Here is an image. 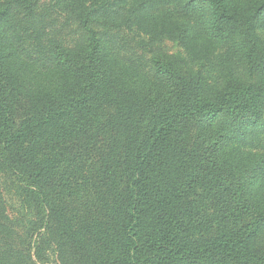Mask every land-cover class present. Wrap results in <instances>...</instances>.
I'll return each mask as SVG.
<instances>
[{"label": "trees", "instance_id": "obj_1", "mask_svg": "<svg viewBox=\"0 0 264 264\" xmlns=\"http://www.w3.org/2000/svg\"><path fill=\"white\" fill-rule=\"evenodd\" d=\"M31 3L0 0V196L34 220L33 249L53 264H264V0H75L86 39L47 49L35 31L29 51L13 13ZM98 11L187 57L153 50L148 76L91 26ZM11 251L0 264L32 262Z\"/></svg>", "mask_w": 264, "mask_h": 264}, {"label": "rangeland", "instance_id": "obj_2", "mask_svg": "<svg viewBox=\"0 0 264 264\" xmlns=\"http://www.w3.org/2000/svg\"><path fill=\"white\" fill-rule=\"evenodd\" d=\"M32 14L23 7L14 10L17 39L25 42L24 48L31 51V36H42L44 46L48 49L52 43H59L67 48H74L79 42L86 39V32L79 20V12L75 8V0H31ZM111 17L98 11V16L92 21L91 26L98 30L108 43L120 56L121 59L136 65L148 76H152L151 52L160 50L172 58H186L184 46L173 39H165L159 43L151 44L149 37L137 30L115 27L111 23ZM31 32L26 35L24 32ZM104 107L99 105L95 111L94 118L103 116ZM102 120V119H101ZM90 122V121H89ZM94 132L98 126L94 125ZM98 142V136H97ZM258 151L264 152V132L259 134L258 139L253 142ZM2 193V192H1ZM23 207L20 206L19 198L7 195L3 191L0 196V226L7 229L10 236L0 238V248L10 244L11 254L19 260L23 258L32 262L29 264H53L55 258L50 252L41 249H33L32 245L38 238L40 231L34 226V220L23 219L25 215ZM48 239V238H46ZM52 239V238H49ZM31 242V243H30ZM31 244V246H30Z\"/></svg>", "mask_w": 264, "mask_h": 264}]
</instances>
